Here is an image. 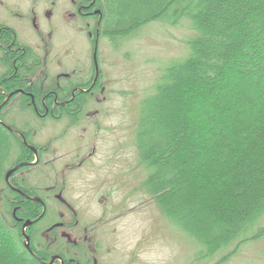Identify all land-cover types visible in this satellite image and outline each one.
<instances>
[{
    "label": "trees",
    "instance_id": "trees-1",
    "mask_svg": "<svg viewBox=\"0 0 264 264\" xmlns=\"http://www.w3.org/2000/svg\"><path fill=\"white\" fill-rule=\"evenodd\" d=\"M104 2L111 35L183 18L196 31L189 57L141 104L137 157L155 205L209 257L229 249L216 264L228 262L264 235V0ZM4 125L0 117V264H41L1 203L17 138Z\"/></svg>",
    "mask_w": 264,
    "mask_h": 264
},
{
    "label": "rangeland",
    "instance_id": "rangeland-1",
    "mask_svg": "<svg viewBox=\"0 0 264 264\" xmlns=\"http://www.w3.org/2000/svg\"><path fill=\"white\" fill-rule=\"evenodd\" d=\"M52 1L58 3L59 8L56 10L58 16L52 23L46 20L42 23L55 28L50 43L51 55L48 58L50 69L44 74L36 72L34 76L36 84L44 81V90L47 92L51 90L49 87H54L58 74L69 73L75 67L82 70L77 71L76 74L79 81L82 78L90 80L95 74L94 63H92L95 48V58L98 59V70L101 74L99 81L106 87V96L110 99V103L103 104L102 107L108 109L109 113L100 119L101 125L97 121L94 122L95 124L83 121L78 127L68 128L67 125L70 122L66 120H41L30 110L26 109L22 112V107L17 108L18 105L13 102L3 110L0 107V117L5 123L4 126L28 132L27 138L36 148L96 147L100 148V151L112 149L115 152V166L108 170L109 175L106 174L107 169L94 168L88 172L82 169L81 172L84 173L81 175L78 170L77 175L70 177L68 183L70 198H78L79 195L90 193L89 198L81 202L85 203L84 208L90 209L91 217L87 216V220L102 216L105 206L104 197L110 196V203L106 206L111 212L110 224L95 231L101 247L100 256L109 264H216L220 262L229 249L209 257L199 240L166 217L155 205L145 186L150 171L141 165L137 157L139 152L136 146V132L141 104L146 98L155 95L159 87L169 82V71L172 68L189 57L191 53L188 47L189 41L196 36L190 20L183 18L177 24L163 20L151 22L129 35L115 36L107 32L105 34L102 30L97 45H95L93 33L95 19L62 21L61 17L73 11L71 0H0V11H3L0 12V22L9 17L6 10L15 14L19 12L24 14V10L31 7H36L37 11L43 10ZM15 18L18 19V16ZM9 23H13L11 18ZM88 24H91V27H88ZM15 27L21 37L29 40L30 46L44 47V43L38 40V36L32 29L24 32L25 35H23L16 25ZM89 32L93 34L92 38H89ZM38 54L41 59L44 58L42 51ZM59 60L62 62L61 65L57 62ZM4 97L0 89V103ZM90 108L96 107L93 105ZM98 127H101V130L98 131ZM13 148V156L8 164L10 168L19 160L20 148H24L18 135L16 139H13ZM10 168L8 171L11 170ZM105 175L109 178L110 185L101 184L102 177ZM31 179L33 184L44 182L35 174L31 176ZM49 186L51 184L48 183L41 185L44 188ZM109 187L111 192L107 190ZM2 189L5 191L2 192L1 203L16 197L6 190L5 184ZM48 204L50 208L57 211L62 208L55 200ZM3 210L7 211L5 205ZM11 213L12 208L8 209L7 215L13 222ZM258 226H264V218ZM76 234L79 236L78 233ZM21 241L25 245L26 238L22 234ZM206 254L208 257H204ZM37 260L40 263L43 262L39 258ZM219 264H264V235L243 244L228 262Z\"/></svg>",
    "mask_w": 264,
    "mask_h": 264
},
{
    "label": "flooded vegetation",
    "instance_id": "flooded-vegetation-1",
    "mask_svg": "<svg viewBox=\"0 0 264 264\" xmlns=\"http://www.w3.org/2000/svg\"><path fill=\"white\" fill-rule=\"evenodd\" d=\"M70 3L73 11L61 17L62 21L95 19L93 33L95 45L99 44L102 30L105 34L109 33L104 0H71ZM58 8V3L52 1L43 10L37 11L36 7H31L24 10V14L22 12L15 14L6 10L13 23H9V17L0 22V70L2 71L0 89L5 95L0 107L3 110L9 103L14 102L18 105L17 108L22 107V112L26 109L30 110L41 120H66L70 122L68 128L78 127L83 121L93 124L97 121L101 125L100 119L109 113V110L102 106L109 104L110 99L106 96V87L99 81L101 74L98 70V59L95 58V48L92 55L95 74L90 80L82 78L79 81L76 74L77 71L82 70L75 67L69 73L58 74L54 87H49L51 90L47 92L44 90V81L39 84L35 82L34 76L37 71L44 74L50 69L48 64L51 55L50 43L55 33L54 26L42 25V23L45 20L52 23L58 16L56 13ZM13 14L18 16V19ZM15 25L23 35L24 32L32 29L38 40L44 43V47L30 46L29 40L20 36ZM90 25L87 26L91 27ZM89 36L92 38L93 34L89 32ZM41 51L44 53L43 59L38 54ZM57 62H60V65L62 63L61 60ZM4 86L15 91L7 93L3 90ZM35 87L37 88L34 89ZM93 105L95 109L90 108ZM99 130L101 127H98ZM14 133L20 137L24 148H20L21 156L10 168L18 167V169L8 181L5 179V182L6 190L16 196L12 200L8 199L12 206V220L22 236L25 229L30 238V249L26 248L27 251L43 260L45 264H50L52 261V264H109L100 256L101 247L95 231L110 224L111 212L106 207L110 203V196L104 197L105 206L102 216L87 220V216L91 217L90 209L84 208L85 203L81 202L87 200L90 193L79 195L78 198H70L68 183L70 177L77 175L78 170L82 175L84 173L81 172L82 169H86L85 172L94 168L107 169L106 174L109 175L108 170L115 166V152L112 149L100 151V148L96 147L36 148L27 138L28 132L14 129ZM34 174L44 182L33 184L31 176ZM102 178L101 184L110 185L106 175ZM44 183L51 186L41 187ZM107 190L110 191V187ZM81 197L84 198L80 199ZM54 200L62 207L61 210L57 211L49 207L48 202ZM25 202L35 204V209H31V205ZM28 222L30 224L27 226Z\"/></svg>",
    "mask_w": 264,
    "mask_h": 264
},
{
    "label": "water",
    "instance_id": "water-1",
    "mask_svg": "<svg viewBox=\"0 0 264 264\" xmlns=\"http://www.w3.org/2000/svg\"><path fill=\"white\" fill-rule=\"evenodd\" d=\"M1 109V108H0ZM10 131H12V132H14V130L12 129V128H10V127H7ZM25 143H27L26 141H25ZM18 169V167H16V168H14V169H11L8 173H7V175H6V179H7V181L10 179V177L16 172V170ZM34 201H36V199L34 200ZM39 201V200H38ZM30 224V222H28L27 223V226ZM25 228H26V226H25ZM23 233H24V236H25V238H26V243H25V247L27 248V249H30V238L27 236V234H26V232H25V229H24V231H23ZM42 264H45V263H43V262H41ZM53 263V261L50 263V264H52Z\"/></svg>",
    "mask_w": 264,
    "mask_h": 264
}]
</instances>
